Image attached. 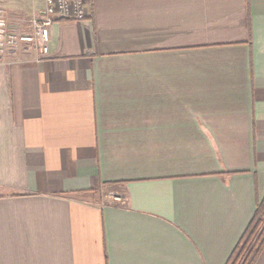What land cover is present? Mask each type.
<instances>
[{
	"label": "crops",
	"instance_id": "1",
	"mask_svg": "<svg viewBox=\"0 0 264 264\" xmlns=\"http://www.w3.org/2000/svg\"><path fill=\"white\" fill-rule=\"evenodd\" d=\"M89 11L0 58V264H225L264 197V0Z\"/></svg>",
	"mask_w": 264,
	"mask_h": 264
},
{
	"label": "built area",
	"instance_id": "2",
	"mask_svg": "<svg viewBox=\"0 0 264 264\" xmlns=\"http://www.w3.org/2000/svg\"><path fill=\"white\" fill-rule=\"evenodd\" d=\"M43 12L40 18H31L27 32L12 31L7 16L0 11V57L10 51L23 50L47 53L49 29L60 18L85 20L90 17L89 0H41Z\"/></svg>",
	"mask_w": 264,
	"mask_h": 264
},
{
	"label": "trees",
	"instance_id": "3",
	"mask_svg": "<svg viewBox=\"0 0 264 264\" xmlns=\"http://www.w3.org/2000/svg\"><path fill=\"white\" fill-rule=\"evenodd\" d=\"M264 250V197L225 264H255Z\"/></svg>",
	"mask_w": 264,
	"mask_h": 264
},
{
	"label": "rangeland",
	"instance_id": "4",
	"mask_svg": "<svg viewBox=\"0 0 264 264\" xmlns=\"http://www.w3.org/2000/svg\"><path fill=\"white\" fill-rule=\"evenodd\" d=\"M20 32H21V31H20ZM25 32H27V30H26ZM18 50H20V49H18ZM20 51H22V50H20ZM10 52H15V50H14V51H10ZM10 52H8V53H10ZM30 52H34V51L31 49ZM8 53H7V54H8ZM7 54H5V55H7ZM5 55H4V56H5ZM0 58H1V57H0Z\"/></svg>",
	"mask_w": 264,
	"mask_h": 264
}]
</instances>
